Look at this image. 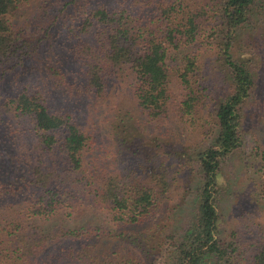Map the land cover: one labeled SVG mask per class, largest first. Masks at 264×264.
<instances>
[{
  "label": "trees",
  "instance_id": "obj_1",
  "mask_svg": "<svg viewBox=\"0 0 264 264\" xmlns=\"http://www.w3.org/2000/svg\"><path fill=\"white\" fill-rule=\"evenodd\" d=\"M30 1L0 0V61L18 52L20 40L12 19ZM141 1L121 0L117 7L92 0L65 3L78 6L77 19L88 14L81 29L86 37L81 36L72 48L82 70L81 84L86 92L104 97L113 84L125 82L147 121L170 118L194 127L199 122L200 97L207 92L194 52L204 26L212 27L217 36L215 57L230 83L215 107L217 131L212 143L194 154L184 150L165 158L146 149L147 155L138 153L144 159L138 167L126 166L124 161L122 168L103 173L97 166L89 177V155L97 146L94 136L72 114L51 111L44 89L8 96V135L14 136L17 145L21 143L19 151L24 155L16 156L29 170L9 183L6 193L22 199L19 203L24 208L29 205L25 216L11 221L1 232L0 257L5 251L16 264L29 259L36 262L37 251L53 244L61 249L56 264H74L71 260L80 257L65 244L99 237L93 233L96 229L101 232L102 227L72 229L62 224L45 233L40 222L63 206H71L74 199L93 211L106 209L116 223L141 226L162 211L168 214V201L178 197L177 185L185 177L181 158L191 156L200 172L191 214L188 218L164 214L145 234L139 233V239H132V244L138 246L142 264H155L159 258L163 264H231L234 259V246L225 247L221 241L220 182L224 161L243 146V110L256 87V76L251 54L242 51L261 0L201 4L198 0H162L154 13H147ZM113 132L119 152L125 146L131 148L121 127ZM261 161L264 171V152ZM28 194L33 200L23 199ZM5 196L3 191L0 197ZM17 241L20 244L14 251ZM112 259L108 264L132 263ZM249 263L264 264V236Z\"/></svg>",
  "mask_w": 264,
  "mask_h": 264
},
{
  "label": "rangeland",
  "instance_id": "obj_2",
  "mask_svg": "<svg viewBox=\"0 0 264 264\" xmlns=\"http://www.w3.org/2000/svg\"><path fill=\"white\" fill-rule=\"evenodd\" d=\"M67 1L32 0L20 8L12 19L20 48L15 56L0 61V196L3 191L7 196L0 197V241L3 229L10 227L11 221L18 220L19 216H25L29 205L24 208L19 203L22 199L9 197L6 193L9 183L16 181L23 170L26 173L29 170L25 162L16 156L24 155V151H19L21 143L17 145V141H13L14 136L8 135V96L26 90L36 93L37 89H44L48 92L51 111L72 114L97 143L88 159L90 177L97 166L103 169V173L122 168L124 161L126 166L138 167L139 162L144 161L138 153L145 151L147 155L146 149L153 156L159 153L165 158L170 153L184 150L194 154L209 146L217 131L215 107L230 87L215 57L217 44L214 40L217 36H213L212 27L204 26L194 53L199 57L203 91L207 92L206 96L200 97L199 122L194 127L170 118L147 121L125 82L119 86L113 84L104 97L86 92L80 81L82 70L72 48L81 36L86 37L81 29L88 14L81 19L75 18L78 6H65ZM120 1L92 0V3L117 7L115 4ZM208 1L198 0V3ZM141 2L142 8L147 6V13H154L162 0ZM258 10L247 28L248 39L244 40L242 51L251 54L256 76V87L243 110V146L224 161L220 182L221 241L225 247L233 245L236 250L231 264H250L257 251V243L264 236V171L261 161L264 152V0L260 1ZM116 126L123 129L131 148L125 146L118 151L119 143L114 140L113 132ZM20 130L28 138L25 126H21ZM181 159L185 177L177 185L178 197L168 201V214L162 211L141 226H127L113 221L106 209L93 211L82 200L73 199L71 206H63L39 225L45 233L62 224L72 229L102 227L101 232L96 229L93 233L99 237L65 244L80 257H74L71 263L108 264L113 258L115 260L112 261L130 260L131 264H142L141 252L138 246L132 244L133 240L139 239V233L145 234L164 214L166 217L178 215L188 218L194 209L200 172L193 157L183 156ZM23 199L33 200L31 194L23 196ZM37 243L35 247H38ZM19 244L20 241H17L13 245L14 251L18 250ZM60 251L57 245H45L37 251L36 262L29 259L23 264H56ZM0 264L16 262L13 257L8 258L4 251ZM155 264H163V261L159 258Z\"/></svg>",
  "mask_w": 264,
  "mask_h": 264
}]
</instances>
